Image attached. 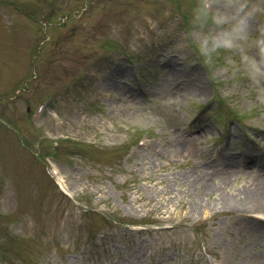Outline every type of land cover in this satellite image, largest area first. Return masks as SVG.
I'll use <instances>...</instances> for the list:
<instances>
[{"label": "rangeland", "instance_id": "rangeland-1", "mask_svg": "<svg viewBox=\"0 0 264 264\" xmlns=\"http://www.w3.org/2000/svg\"><path fill=\"white\" fill-rule=\"evenodd\" d=\"M193 2L0 0V264H264V94Z\"/></svg>", "mask_w": 264, "mask_h": 264}, {"label": "clouds", "instance_id": "clouds-1", "mask_svg": "<svg viewBox=\"0 0 264 264\" xmlns=\"http://www.w3.org/2000/svg\"><path fill=\"white\" fill-rule=\"evenodd\" d=\"M196 54L214 66L228 57L233 78L264 94V0H194L189 13Z\"/></svg>", "mask_w": 264, "mask_h": 264}, {"label": "bare ground", "instance_id": "bare-ground-1", "mask_svg": "<svg viewBox=\"0 0 264 264\" xmlns=\"http://www.w3.org/2000/svg\"><path fill=\"white\" fill-rule=\"evenodd\" d=\"M232 172H236V168H233V170H232ZM243 173V172H246V171H244V170H240L239 171V173ZM261 175H264V174H261ZM226 176V175H225ZM228 176V175H227ZM264 179V177L263 178H261V180H263ZM262 182H264V181H262ZM262 184H264V183H262ZM62 188L64 189V186H62ZM264 187H258L257 188V190H261V189H263ZM244 192H248V194L249 195H251V193H252V191H244ZM227 205V204H226ZM192 207H191V211H194V212H201V211H203L204 209H208L209 208V205H204V204H202L201 203V201H196V202H194V204H192L191 205ZM230 205H227V207H229ZM256 206H253L251 209H253V208H255Z\"/></svg>", "mask_w": 264, "mask_h": 264}]
</instances>
